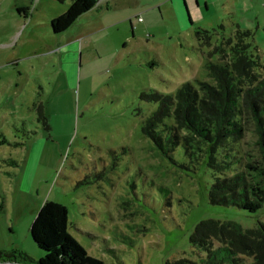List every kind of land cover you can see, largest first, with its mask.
I'll use <instances>...</instances> for the list:
<instances>
[{
    "label": "rangeland",
    "instance_id": "374dc122",
    "mask_svg": "<svg viewBox=\"0 0 264 264\" xmlns=\"http://www.w3.org/2000/svg\"><path fill=\"white\" fill-rule=\"evenodd\" d=\"M183 1L105 0L55 34L71 0H0L1 253L55 264L42 237L52 222L100 264H206L189 240L198 222H264V206L209 203L205 162L193 167L181 147L164 156L141 131L157 106L143 89L210 81L196 28H248L264 65V0H199L208 9L192 22Z\"/></svg>",
    "mask_w": 264,
    "mask_h": 264
},
{
    "label": "trees",
    "instance_id": "16d2710c",
    "mask_svg": "<svg viewBox=\"0 0 264 264\" xmlns=\"http://www.w3.org/2000/svg\"><path fill=\"white\" fill-rule=\"evenodd\" d=\"M97 1L71 0L66 11L50 20L52 32H65ZM218 28L221 33L215 28L194 31L199 46L211 49L203 66L210 81H187L167 94L143 89L139 99L157 106L141 121V131L164 156L181 147L193 167L205 162L213 177L209 203L254 212L264 206V65L253 52V32L238 25L227 34ZM35 109L37 121L49 131L44 105ZM46 226L49 232L42 237L58 251L55 264H100L59 239L57 224ZM189 240L205 252L206 264H264V222L243 228L206 219L196 224ZM4 255L19 264L34 263L26 253L0 252Z\"/></svg>",
    "mask_w": 264,
    "mask_h": 264
},
{
    "label": "crops",
    "instance_id": "0c3cea01",
    "mask_svg": "<svg viewBox=\"0 0 264 264\" xmlns=\"http://www.w3.org/2000/svg\"><path fill=\"white\" fill-rule=\"evenodd\" d=\"M104 1L105 0H98L96 6L92 8L91 10H94L96 7H99L100 5H102ZM183 7H185V12L189 15V19L191 20V22L193 21V17L195 14L199 15L200 10L202 9L204 10V8H206V10L208 9L207 2L204 1L203 3H201L199 0H184L183 6H181V9H183ZM17 13L20 14V12L18 11Z\"/></svg>",
    "mask_w": 264,
    "mask_h": 264
}]
</instances>
